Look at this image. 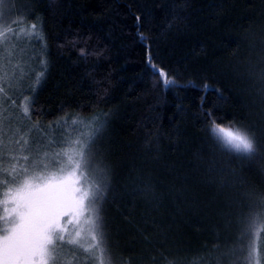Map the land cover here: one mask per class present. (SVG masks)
Returning a JSON list of instances; mask_svg holds the SVG:
<instances>
[{
  "label": "trees",
  "instance_id": "obj_1",
  "mask_svg": "<svg viewBox=\"0 0 264 264\" xmlns=\"http://www.w3.org/2000/svg\"><path fill=\"white\" fill-rule=\"evenodd\" d=\"M6 1L8 28L38 49L37 88L25 92L40 112L31 122L94 121L102 180L114 171L123 191L134 164L163 194L151 213L161 231H145L152 205L137 201L134 228L107 193L98 220L109 264H255L264 251V0Z\"/></svg>",
  "mask_w": 264,
  "mask_h": 264
},
{
  "label": "snow or ice",
  "instance_id": "obj_2",
  "mask_svg": "<svg viewBox=\"0 0 264 264\" xmlns=\"http://www.w3.org/2000/svg\"><path fill=\"white\" fill-rule=\"evenodd\" d=\"M134 18L139 27L142 17L134 15ZM144 39L141 35L140 40ZM152 59L149 55V67L156 73L157 65L151 62ZM157 74L161 77L166 75L163 70ZM3 91V87H0V92ZM27 99L29 97L26 96L25 100ZM11 103L15 105L17 101L12 99ZM208 104L209 107L205 109L204 114L211 118L214 110L210 102ZM204 107L202 101L201 108ZM37 109L36 100L32 97V107L25 108L24 114L31 113L30 118L36 119L40 115ZM111 114V112L102 113L103 119L99 121L97 127L102 129ZM2 123L0 121V124ZM52 126L54 127V124ZM213 131L216 129L214 128ZM98 138L97 136L84 145V150L79 151V159L69 157L64 166H58L59 174H39L41 169L37 167L35 170L25 168L19 176L12 164L15 157L8 158L3 148V141L0 140V162L8 161L7 169L0 166V173L3 175L0 183L9 187L6 220L8 227L0 232V264H61L60 249L62 242L65 241V219L71 217L75 220L82 215L98 214L101 201L109 191L115 192L119 201L124 202L126 211L122 212V215L134 228L138 227V224H132L131 217L137 201L151 204V210L141 218L140 225L145 231L149 226L161 231L160 221L151 213H159L163 194L157 193L154 181L145 177L144 169H138L134 164L129 166L126 182L121 186L123 191L117 187L114 171L108 175L107 181L96 180L87 187L84 186L82 177L78 179L81 176V168L89 165L100 153ZM14 143L20 142L14 141ZM245 147L250 145L245 144ZM24 159L28 158L24 157ZM91 223L95 230V221ZM95 239L96 236L93 234V240ZM104 251L101 249L98 264H104Z\"/></svg>",
  "mask_w": 264,
  "mask_h": 264
},
{
  "label": "rangeland",
  "instance_id": "obj_3",
  "mask_svg": "<svg viewBox=\"0 0 264 264\" xmlns=\"http://www.w3.org/2000/svg\"><path fill=\"white\" fill-rule=\"evenodd\" d=\"M11 12L7 1L0 3V140L4 151L12 160L16 174L19 176L25 168L41 169L39 174H59V167L64 166L69 157L79 159V151L92 140L94 121L79 120V125L61 122L55 127L40 128L30 120V115L24 114L27 108L25 92L37 88V72L39 66L38 49L32 37L19 28L9 29ZM15 99L17 104H12ZM25 100V101H24ZM75 122V121H74ZM73 123V122H72ZM19 141V144L14 143ZM24 157L28 159L25 160ZM56 165V166H53ZM7 169L8 161L0 162ZM84 186L87 187L96 180L102 179L100 168L95 160L80 170ZM3 175L0 173V181ZM9 187L0 183V232L8 227L7 203ZM99 213L86 214L73 220L65 219V241L60 249L61 264H98L103 240L100 233ZM91 221H95V230ZM93 234L96 239L93 240ZM257 238V237H256ZM264 247V244H263ZM260 246L258 248V252ZM264 250V249H263ZM255 264H264L263 255L256 259ZM104 264H109L106 254H103Z\"/></svg>",
  "mask_w": 264,
  "mask_h": 264
}]
</instances>
